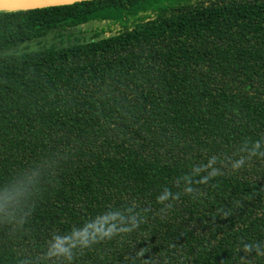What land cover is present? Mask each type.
<instances>
[{"label": "trees", "instance_id": "16d2710c", "mask_svg": "<svg viewBox=\"0 0 264 264\" xmlns=\"http://www.w3.org/2000/svg\"><path fill=\"white\" fill-rule=\"evenodd\" d=\"M34 169L0 264H264V0L0 9V191Z\"/></svg>", "mask_w": 264, "mask_h": 264}, {"label": "clouds", "instance_id": "9594fccd", "mask_svg": "<svg viewBox=\"0 0 264 264\" xmlns=\"http://www.w3.org/2000/svg\"><path fill=\"white\" fill-rule=\"evenodd\" d=\"M41 171L34 169L14 178L0 191V223H11L16 219V214L26 215V202L32 191L38 185ZM22 223L23 220H20ZM90 237L87 231L73 232L69 236H57L51 243L48 251L49 257H60L71 260L73 250L79 247H87Z\"/></svg>", "mask_w": 264, "mask_h": 264}, {"label": "water", "instance_id": "95a60500", "mask_svg": "<svg viewBox=\"0 0 264 264\" xmlns=\"http://www.w3.org/2000/svg\"><path fill=\"white\" fill-rule=\"evenodd\" d=\"M83 0H0V9H21L56 4L72 3Z\"/></svg>", "mask_w": 264, "mask_h": 264}, {"label": "rangeland", "instance_id": "374dc122", "mask_svg": "<svg viewBox=\"0 0 264 264\" xmlns=\"http://www.w3.org/2000/svg\"><path fill=\"white\" fill-rule=\"evenodd\" d=\"M91 26H88V27H85V28H90ZM51 39V38H50ZM31 48H35V46L34 45H32L31 46Z\"/></svg>", "mask_w": 264, "mask_h": 264}]
</instances>
